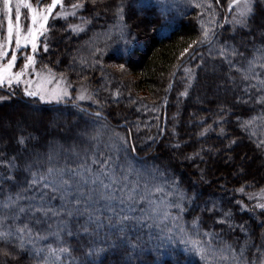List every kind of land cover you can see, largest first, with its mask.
<instances>
[{
    "label": "trees",
    "instance_id": "trees-1",
    "mask_svg": "<svg viewBox=\"0 0 264 264\" xmlns=\"http://www.w3.org/2000/svg\"><path fill=\"white\" fill-rule=\"evenodd\" d=\"M66 1L84 5L82 12L90 24L84 32L73 35L62 31L61 23H53L47 34L50 46L40 55V63L53 70L66 68L72 85L88 78L92 99L101 103L41 104L0 87V96L5 97L0 101V114L5 109L14 110L7 116L6 124L0 121V152L6 156L19 154L17 162L22 164L31 154H47L50 147L59 148V164L75 167L80 160L63 150L96 144L88 136L100 125H106L99 151L109 154L105 144L111 132L128 137L127 152L121 148L118 153H111L121 162L116 166L118 171L121 165L128 164L141 172L158 169L163 175L157 176V183L176 181L177 190L194 199V203L186 205L189 211L185 221L199 216L204 230L221 233L219 240L237 251L244 246L246 258L259 264L264 259V248L259 242L264 217L241 210L234 191L241 186L257 187L264 183V102L260 100L264 97V85L252 78L264 79L261 75L264 67H260L264 64V0H253V10L245 25L236 28L226 22L225 0ZM197 3L202 7L196 8ZM118 5L123 7L122 18L116 15ZM204 28L217 39L199 47L193 45V49L197 47L192 53L195 60L188 53L180 58L185 47L202 37ZM220 46H224L225 56L219 55ZM96 48L103 52L92 55ZM229 60L235 67H229ZM121 64L123 68L119 67ZM250 64L255 68L249 70ZM185 68L194 73L191 81L185 78ZM186 89L187 94L182 95ZM96 112H101L102 117L91 115ZM56 117L62 121L48 126ZM15 119L20 120L21 130L13 127ZM84 132L88 136L82 135ZM20 136L34 139H28L22 146L18 143ZM228 151H241V159L244 156L249 159L238 165L239 172L230 170L224 177L209 172L212 166L208 163L217 155L226 160ZM251 159L259 166L251 167ZM228 161L223 167L232 166ZM135 178V174L130 176ZM163 186L166 191L172 190L168 184ZM54 203L60 204L58 197ZM214 205V211H207ZM224 213L230 214L228 222L216 223ZM76 224L77 221L71 222L74 232ZM4 230L6 226H0V231ZM143 231L146 242L142 249L132 252L97 242L104 251L90 257H83L82 253L88 251L91 238L81 234L65 239L73 245L74 255L85 259L86 264H128L129 259L130 264H202L199 256L185 252L179 242L157 248L155 241L147 242L148 229ZM151 231L155 234L156 229ZM19 243L15 236L0 238V249L9 252L8 256L0 253V264H37L42 259L35 256L32 246L21 249ZM53 243L49 237L38 246Z\"/></svg>",
    "mask_w": 264,
    "mask_h": 264
},
{
    "label": "snow or ice",
    "instance_id": "snow-or-ice-1",
    "mask_svg": "<svg viewBox=\"0 0 264 264\" xmlns=\"http://www.w3.org/2000/svg\"><path fill=\"white\" fill-rule=\"evenodd\" d=\"M60 3L61 0H51V3L43 7H33L29 0H16L14 23L11 0H3L7 28L6 35L0 40V61L9 55L10 59H7V63H0V86L7 83L11 88L14 83H23L24 95L38 97L42 102L60 103L72 100V93L69 91L72 85L64 82L63 74L60 80L53 82L50 77L42 76L34 68L38 37L47 30L46 25L53 10ZM83 6L72 5L74 9ZM22 7L28 10L27 32L21 31ZM195 7L201 8L202 5L197 3ZM122 13L123 7L118 5L116 15L122 18ZM65 15L67 14L62 11L55 13L56 17ZM245 15L247 13L242 12L241 18L234 22L244 24ZM124 35L121 30V36ZM13 39L15 47H12ZM216 39L214 35H210L208 28H204L202 37L193 40L180 52L179 57L183 58L188 53L195 60L196 56L189 53L193 45L199 47L202 43ZM29 45L31 54H27L23 65L18 71H14L19 59L18 52ZM43 47L44 51L48 50L47 43ZM212 50L210 47L209 52ZM102 52L103 49L96 48L92 55ZM219 55H226L224 46H220ZM227 62L230 68L235 67L233 61ZM119 67L123 68L124 65ZM260 67H264V64ZM254 68L255 65H249V70ZM184 72L188 74L189 81L194 78L190 69L185 68ZM252 78L256 79L257 84L264 85V79L258 76ZM86 92L87 89L83 88L77 93L75 100L92 99L91 93L85 95ZM181 94L186 95L187 89ZM3 99L5 97L0 96V100ZM260 100L264 102V97ZM93 102L101 103L99 100ZM91 115L97 119L102 117L101 112ZM105 131L107 126L100 125L91 136L87 132L82 133L89 140L97 141L90 147L80 149L74 145L71 149L63 150L80 160L75 167L67 163L59 164V148L50 147L47 154H31L24 158L22 164L17 162L20 159L19 154L6 156V153L0 152V226L7 228L0 231V238L15 236L20 241L19 248L32 246L35 256L42 257L37 260V264H86L85 259L74 255L75 249L65 237H80L83 234L91 238L88 251L82 253L83 257H90L104 251L97 246V242L105 243L110 248H128L132 252L142 249L146 242L143 230L148 229L147 242L155 241L157 248L179 242L185 252L199 256L202 264H257L255 259L246 258L244 246L237 251L219 240L221 233L212 229L204 230L199 216L193 217L190 222L184 220L189 211L186 205L194 203V199L177 190L176 181H164L163 184H168L172 189L166 191L163 184L156 182L157 176L163 175L158 169L141 172L128 164L126 167L121 165L118 171L116 166L121 162L118 156L111 153H118L121 148L127 152L128 137L111 132L105 144L109 149V154H106L99 151V142ZM130 134L129 132V136ZM30 138L32 137L20 136L18 143L24 146ZM131 151L134 152L135 148L132 147ZM133 174L136 178L130 179ZM239 191L243 192V189ZM57 197L60 200L59 205L54 203ZM256 207L264 209V203L257 204ZM214 210L215 205L212 209H207L209 212ZM229 219L230 214L224 213L223 218L216 223L225 224ZM80 220L83 223H79ZM72 221H77L75 232L72 230ZM44 225L47 227L44 228ZM153 228L156 229L155 234L151 231ZM49 237L53 238V244L38 246L40 241H47ZM0 253L9 255L5 249H0ZM126 255L130 257L131 253ZM259 264H264V259Z\"/></svg>",
    "mask_w": 264,
    "mask_h": 264
},
{
    "label": "rangeland",
    "instance_id": "rangeland-1",
    "mask_svg": "<svg viewBox=\"0 0 264 264\" xmlns=\"http://www.w3.org/2000/svg\"><path fill=\"white\" fill-rule=\"evenodd\" d=\"M30 3L33 4V7H43L44 5L51 3V0H29ZM74 4H81V3H68L66 0H61L60 5H58L52 13V16L50 17L47 25H46V31L40 36L38 37V51L37 53H35V59H36V63L34 65L35 71L39 72L42 74V76L44 77H50L53 82H55L56 80H60L61 79V74H63L65 80V83H68L70 85H72L70 78L71 76L68 73V70L66 68L61 69V70H53L45 65H43L42 63H40V55L43 54L44 52V44L48 42V36L47 34L50 32V26L53 25V23H61L62 31H65L66 33H72L73 35H78L82 32H84L89 24H90V20L88 19V17L86 16L85 13L82 12L83 7H78V8H73L72 5ZM225 6V16H226V22L233 28L239 27V26H243L245 25L247 18L249 16V14L251 13V11L253 10V6H254V1L253 0H236V3H233V0H225L224 2ZM231 6V7H230ZM11 7H12V18H13V22L15 23V7H16V0H11ZM64 12L67 15L63 16V17H56L55 13L56 12ZM247 13V15H245L244 19H245V23L240 25V24H236L234 21L236 19H240L241 18V13ZM21 31L22 32H27V27H28V10L26 8H21ZM6 28H7V22L5 19V14L3 11V0H0V40H3L4 36L6 35ZM75 28V30H74ZM48 45V43H47ZM50 45H48L49 48ZM12 47H15V41L13 39V43H12ZM27 54H31V47L30 45L25 48L22 49L20 52H18V62L17 65L14 67V71H18L19 68L23 65L24 63V59L26 58ZM7 59H10V55L8 57H6L5 59H3L2 61H0V63H7ZM209 66V65H208ZM207 66V67H208ZM208 69H212V67L210 66ZM184 72V70H183ZM185 74V72H184ZM34 75V73H33ZM214 75L216 77L217 76V72H214ZM213 75V76H214ZM185 78H188V74L185 75ZM221 78V77H220ZM220 78L218 80H220ZM225 80V77L224 79ZM82 82H80L79 84H74L72 85V87L69 89V91L72 93V100H67V101H72L75 100V97L77 95L78 92H80L83 88L87 89V92L85 93V95H87L88 93H91L92 95V86L91 83H89V79H82ZM54 85H49V87H52ZM3 88H6L8 90H11L15 93H17L18 95H20L23 98H28L30 100H34V101H38L41 104H49V102H42L39 100L38 97H28L24 95V84L20 83V84H13L11 86V88H9V86L7 85V83H5L4 85L0 86ZM219 91V90H218ZM218 91H214L213 93H216ZM204 97H206V95H203ZM4 97V96H3ZM93 98V96H92ZM4 100V99H3ZM0 100V101H3ZM66 101V102H67ZM50 103H56L55 101L50 102ZM75 103H79L85 106H91L94 104L93 99H84V100H75ZM14 110H9V109H5L1 112L0 117L2 119H0L1 124L7 123V116H11L13 114ZM28 112V111H27ZM62 120H60L58 117H56L55 121L52 122V124H49L48 126H55L56 123L61 122ZM13 127H16L18 130H21L22 128L20 127V120L15 119L13 122ZM92 125V124H90ZM10 125H8L9 127ZM93 127H95L94 125H92ZM220 132V131H218ZM173 140V139H171ZM217 151V150H216ZM232 154V155H230ZM241 154L242 152H238L236 153V151H232L229 152L228 151V158L229 159V163L231 161L232 166L229 167H223V163H226L225 157L220 158L219 155H217L215 157V159L213 161H210V163H208V166H212L209 170L212 172H216V176H226L227 173H231L230 170H235V172H239V169H236L238 167V165H242L244 164L243 160L249 159L248 156H244V159H241ZM249 154V153H248ZM225 161V162H224ZM227 162V163H228ZM254 166H259L258 163L255 160L251 159V167ZM257 171V170H255ZM233 171V173H235ZM258 175L260 173H257ZM212 177L214 175H211ZM243 189V192H240L239 189ZM235 194L239 197V208L243 211H248L249 213L255 215L257 217V215H262L264 217V209H260L258 207H256L257 204L260 203H264V183L260 186L257 187H245V186H241L237 189H235ZM261 219V218H260ZM259 242L261 243L262 248H264V225L263 227L260 229L259 231Z\"/></svg>",
    "mask_w": 264,
    "mask_h": 264
},
{
    "label": "water",
    "instance_id": "water-1",
    "mask_svg": "<svg viewBox=\"0 0 264 264\" xmlns=\"http://www.w3.org/2000/svg\"><path fill=\"white\" fill-rule=\"evenodd\" d=\"M197 48V47H196ZM196 48H194V49H196ZM194 51L192 50L190 53L192 54ZM183 61L184 60H182V62L179 64V65H181L182 63H183ZM179 67V66H178ZM177 69L178 68H176V71H177ZM175 71V72H176ZM175 77V73L173 74V77H172V80H171V83H170V88H169V90L171 89V86H172V82H173V78ZM86 111H88V112H91L90 110H88V109H86ZM164 121H165V118H163V124H162V129H163V131H164ZM163 131H162V133H163ZM161 133V134H162Z\"/></svg>",
    "mask_w": 264,
    "mask_h": 264
}]
</instances>
